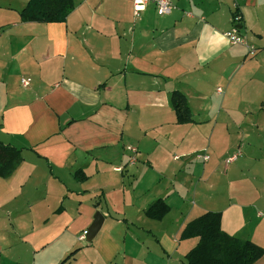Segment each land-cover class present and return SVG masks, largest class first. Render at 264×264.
<instances>
[{"label":"crops","instance_id":"crops-1","mask_svg":"<svg viewBox=\"0 0 264 264\" xmlns=\"http://www.w3.org/2000/svg\"><path fill=\"white\" fill-rule=\"evenodd\" d=\"M168 1L135 17L131 0H73L65 22L38 23L20 20L28 0H0V143L22 155L0 178V264H186L197 239L181 232L206 212L264 249L236 189L264 180V0ZM234 13L254 57L223 36ZM172 92L191 123H176ZM158 199L160 221L145 216Z\"/></svg>","mask_w":264,"mask_h":264},{"label":"trees","instance_id":"trees-1","mask_svg":"<svg viewBox=\"0 0 264 264\" xmlns=\"http://www.w3.org/2000/svg\"><path fill=\"white\" fill-rule=\"evenodd\" d=\"M73 9V0H28L19 16L22 22L63 23ZM232 16L240 17L238 13ZM170 102L177 124L192 122L184 95L172 92ZM21 162L20 149L0 143L1 179L10 177ZM74 176L78 181L85 180L82 172L78 171ZM168 212L169 207L163 200L158 199L147 207L145 216L160 221ZM220 220L219 212H206L185 226L180 240L197 239L196 245L184 257L186 264H254L263 256V248L251 241L240 240L224 233Z\"/></svg>","mask_w":264,"mask_h":264},{"label":"built area","instance_id":"built-area-1","mask_svg":"<svg viewBox=\"0 0 264 264\" xmlns=\"http://www.w3.org/2000/svg\"><path fill=\"white\" fill-rule=\"evenodd\" d=\"M132 2V11L135 17H139V15L145 11L148 5H153L155 12L158 16H165L168 15L171 10L172 6L168 0H131ZM241 18L239 16H232V27L229 31L225 32L223 36L228 40L231 45H245L247 47V55L249 57H254L257 54V50L253 46H248L245 37L240 33V27L237 24L240 22ZM24 83V81H22ZM25 84V83H24ZM130 152L135 154L136 150L133 148H127ZM197 158L206 161L208 156L204 154H198ZM236 156H232L227 160L228 162L233 161ZM131 163L134 162V159L130 160ZM120 171V168L117 169ZM86 232L80 235L79 240L86 241Z\"/></svg>","mask_w":264,"mask_h":264},{"label":"rangeland","instance_id":"rangeland-1","mask_svg":"<svg viewBox=\"0 0 264 264\" xmlns=\"http://www.w3.org/2000/svg\"><path fill=\"white\" fill-rule=\"evenodd\" d=\"M171 4V3H170ZM172 6V5H171ZM233 26V25H232ZM193 145H196L198 141H191ZM199 146V144H198ZM214 146L216 150H218V145L214 143ZM198 152L195 153L194 158L197 157ZM202 154V153H199ZM196 160V159H195ZM263 163L261 161L259 164ZM257 164V165H259ZM227 166L229 165L228 163L226 164ZM264 172H259L258 175L263 176ZM238 185H237V190H238V195L243 194V192L246 194L249 202H250V211L248 213V222H250L251 227H258V225L264 221V180L253 182V181H245L244 179L241 178V176H238ZM253 183V184H252ZM226 187H222L220 189L221 193H226ZM262 216H259V215ZM8 226V222L2 218H0V238L1 235L4 231V229ZM10 230V228H9ZM81 235V234H80ZM79 235V237H80ZM80 242H82L80 240ZM5 244V243H3ZM0 245H2V242L0 240ZM80 246V245H79ZM15 254H10L8 255L7 259L4 261V264H9L10 262L14 261L16 259Z\"/></svg>","mask_w":264,"mask_h":264},{"label":"water","instance_id":"water-1","mask_svg":"<svg viewBox=\"0 0 264 264\" xmlns=\"http://www.w3.org/2000/svg\"><path fill=\"white\" fill-rule=\"evenodd\" d=\"M102 223H103V216L99 212H96L93 216V221L86 232L85 238L88 243L91 242L94 239V237L97 235V233L101 228Z\"/></svg>","mask_w":264,"mask_h":264}]
</instances>
